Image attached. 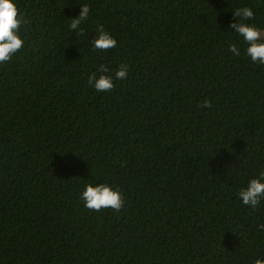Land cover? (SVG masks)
<instances>
[{"label": "trees", "instance_id": "trees-1", "mask_svg": "<svg viewBox=\"0 0 264 264\" xmlns=\"http://www.w3.org/2000/svg\"><path fill=\"white\" fill-rule=\"evenodd\" d=\"M15 3L27 23L0 63V264L264 259V197H238L264 172V65L229 27L264 30V0ZM83 5L80 35L69 26ZM243 7L253 20L233 16ZM100 25L117 47L92 48ZM93 73L114 90L96 91ZM101 183L121 192V211L84 206Z\"/></svg>", "mask_w": 264, "mask_h": 264}, {"label": "clouds", "instance_id": "clouds-1", "mask_svg": "<svg viewBox=\"0 0 264 264\" xmlns=\"http://www.w3.org/2000/svg\"><path fill=\"white\" fill-rule=\"evenodd\" d=\"M90 8L88 5L81 6V12L78 18L72 19L70 29L78 30L80 35L84 34V29L80 27L81 22L87 20ZM235 18L239 17L241 21L253 20L255 13L250 7L238 8L233 12ZM24 16L20 13L15 0H0V63H7L12 57L24 47V40L20 36L21 26L26 24ZM234 29L236 34L243 38L247 44L245 54L250 57L253 63L264 65V30L244 23L233 22L229 25ZM98 37L92 39V48L100 51H108L117 47V40L104 30L103 25L97 28ZM228 51L236 56L240 55L239 47L233 43L229 45ZM128 65L122 64L115 73L116 80L126 79L129 75ZM101 73H108L109 69L101 65L99 68ZM88 82L98 92H110L114 90L115 84L112 76L100 75L98 78L95 73L88 77ZM201 108H211L212 103L204 100ZM264 172L260 174V178L251 179L246 188H242L238 197L246 206L257 207L262 197H264ZM84 206L96 212L102 209H112L121 211L124 207L125 200L120 191L115 190L108 184L101 183L93 186L86 185L81 194ZM264 230V224L260 226ZM254 264H264V259H256Z\"/></svg>", "mask_w": 264, "mask_h": 264}]
</instances>
